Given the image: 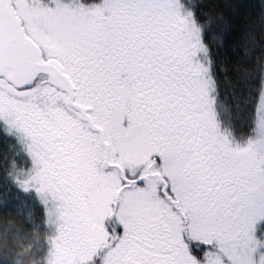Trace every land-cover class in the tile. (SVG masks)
Wrapping results in <instances>:
<instances>
[{
  "label": "snow or ice",
  "instance_id": "1",
  "mask_svg": "<svg viewBox=\"0 0 264 264\" xmlns=\"http://www.w3.org/2000/svg\"><path fill=\"white\" fill-rule=\"evenodd\" d=\"M33 260L264 264V0H0V264Z\"/></svg>",
  "mask_w": 264,
  "mask_h": 264
}]
</instances>
